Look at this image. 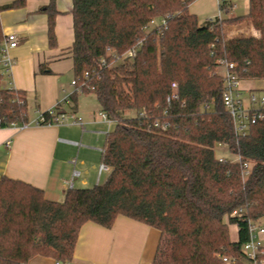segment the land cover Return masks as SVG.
Returning <instances> with one entry per match:
<instances>
[{"label":"trees","instance_id":"1","mask_svg":"<svg viewBox=\"0 0 264 264\" xmlns=\"http://www.w3.org/2000/svg\"><path fill=\"white\" fill-rule=\"evenodd\" d=\"M193 1L73 0L75 80L115 123L102 154L110 176L94 188L68 190L62 202L1 177L0 264H25L36 256L69 264L85 223L110 229L119 216L161 232L153 264H251L243 245L250 224L264 221V121L236 135L217 69L225 60L242 80L264 81V0H249L244 16L203 25L188 9ZM23 5L17 1L1 10ZM230 9L223 0L220 10ZM40 11L48 15L54 46L56 0ZM167 15L162 35L147 31L151 20ZM241 19L251 21L261 37L227 39L224 22ZM3 38L0 20V43ZM141 41L134 60L110 64L108 48L121 56ZM173 84L178 99L169 104ZM26 113L25 93L0 90L1 127L24 124ZM157 119L168 122L169 130L153 127ZM219 145L241 162H220ZM244 162L251 167L245 179ZM230 224L239 228L235 242Z\"/></svg>","mask_w":264,"mask_h":264},{"label":"crops","instance_id":"2","mask_svg":"<svg viewBox=\"0 0 264 264\" xmlns=\"http://www.w3.org/2000/svg\"><path fill=\"white\" fill-rule=\"evenodd\" d=\"M17 1L24 5L1 10ZM49 2L0 0L3 36L13 33L18 39V46L8 51L13 60L11 68L0 62V90L22 91L27 104L24 124L0 128V178L27 183L41 189L47 199L62 202L70 189L94 188L108 180L111 170L101 171L102 154L114 122L102 117L101 105L93 93H78L72 85L73 0H56L54 46L49 40L48 15L40 11ZM247 24L249 35L257 36L254 26ZM235 27L226 26L227 39L240 37L231 32L240 29ZM263 89L262 79L241 80L245 107L258 108L251 97L258 98L257 93L264 96ZM67 96L70 103L60 104ZM58 109L71 120L81 117L84 127L70 123L37 125L40 115L57 113ZM232 229L236 238L231 237ZM238 232L237 225H229L233 242L238 240ZM160 239L161 232L156 228L124 216H119L110 229L87 222L80 230L69 264H153ZM261 239L264 243V237ZM54 263L52 258L36 256L25 264Z\"/></svg>","mask_w":264,"mask_h":264},{"label":"built area","instance_id":"3","mask_svg":"<svg viewBox=\"0 0 264 264\" xmlns=\"http://www.w3.org/2000/svg\"><path fill=\"white\" fill-rule=\"evenodd\" d=\"M235 6H231V9H235ZM171 18V15H167L166 17L160 19H153L150 21L149 26L147 27V31H154L156 30L159 35L163 34V30L167 28L168 20ZM222 19L221 16L218 17ZM143 41L138 42L132 48H130L127 52L118 56L113 52L112 49H107V54L111 55L112 60L110 64L120 63L124 60H134L138 52L142 47ZM18 46V39L15 34H8L4 36L2 42L0 43V62L3 63L7 68H11L13 60L8 54L9 49L16 48ZM103 64H106L107 61L104 59L102 61ZM234 64L229 63L225 60L220 61V65L217 69V73L221 77L223 84H224V91H223V101L225 107L229 114L231 115L236 131L237 136H244L248 133L250 125L255 124L260 121H264V96L257 98L255 95L251 97L252 104H258V108H247L242 99L241 94V78L232 71L234 68ZM88 77V73L85 75ZM72 85L75 87V91L78 93H82V88L79 85L77 80L72 82ZM173 92L171 96L167 99V102L170 104L172 100L178 99L177 94V85H172ZM70 103V97L67 96L63 100H61L60 104H67ZM59 104V105H60ZM49 114L52 116V121L47 123V119L45 115H40L37 120V125L39 124H57V125H64L67 123L79 125L84 127V122L81 117H75L72 120L67 113H56L54 111H50ZM102 117L108 121L107 115L103 112ZM2 126V119L0 118V128ZM153 127L157 129H161L162 131L169 130V123L168 122H161V120H155ZM238 157V156H237ZM220 162H227L224 158H219ZM230 162H241L240 157L237 158L236 161ZM109 167L106 165H101L102 170H108ZM243 170V178H247L251 173V167L249 163L244 162L242 164ZM78 175L75 173L74 176ZM242 209L234 211L231 216L235 217L238 213H240ZM249 233L250 239L243 245V251L246 253L248 260L251 264H264V243L262 241V237H264V221L259 223H251L249 226ZM225 263H229L230 259L227 257L223 258ZM54 264H62L61 262L55 261Z\"/></svg>","mask_w":264,"mask_h":264},{"label":"rangeland","instance_id":"4","mask_svg":"<svg viewBox=\"0 0 264 264\" xmlns=\"http://www.w3.org/2000/svg\"><path fill=\"white\" fill-rule=\"evenodd\" d=\"M227 4L231 5V6H237L235 9H230L228 13H225L223 11L220 10L221 5H223V0H194L188 7L189 11L191 14H195L199 25H203L206 21L208 20H213L215 18H218L219 16H221L223 18V20L225 19H232L236 16H244L248 13L249 11V0H225ZM228 15V18H226ZM253 25L251 23V21L249 20H244L241 19L240 22H224L223 28H224V32H225V28L226 26H239L240 29L234 32L231 31L233 33V35H240V37H255V38H260L261 37V32L259 30L257 33V36H251L249 35V31L247 29V27H249V24ZM235 27V28H236ZM226 33V32H225ZM226 35V34H225ZM258 98H260V93H257ZM127 116H135V112H129L127 114ZM112 128H115V123L114 125H112ZM216 156L218 158H224L226 160L229 161H236L237 160V156L232 154L228 147L226 145H219L216 148ZM235 230L232 229L231 230V237L236 238L235 236ZM234 234V235H233Z\"/></svg>","mask_w":264,"mask_h":264}]
</instances>
